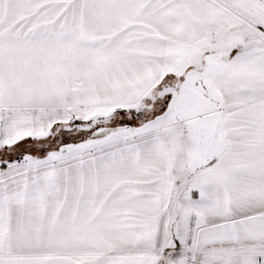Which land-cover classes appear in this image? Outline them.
<instances>
[{"label":"snow or ice","instance_id":"1","mask_svg":"<svg viewBox=\"0 0 264 264\" xmlns=\"http://www.w3.org/2000/svg\"><path fill=\"white\" fill-rule=\"evenodd\" d=\"M0 264H264V0H0Z\"/></svg>","mask_w":264,"mask_h":264}]
</instances>
